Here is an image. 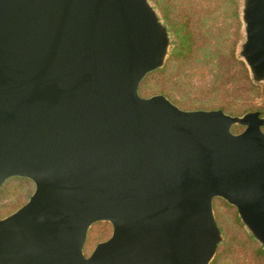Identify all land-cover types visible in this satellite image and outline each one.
<instances>
[{
    "label": "water",
    "instance_id": "water-1",
    "mask_svg": "<svg viewBox=\"0 0 264 264\" xmlns=\"http://www.w3.org/2000/svg\"><path fill=\"white\" fill-rule=\"evenodd\" d=\"M241 18L258 84L264 0H241ZM172 46L150 0H0V188L35 183L0 219V264H210L217 197L264 247L263 112L142 96ZM100 221L112 236L86 256Z\"/></svg>",
    "mask_w": 264,
    "mask_h": 264
},
{
    "label": "rangeland",
    "instance_id": "rangeland-1",
    "mask_svg": "<svg viewBox=\"0 0 264 264\" xmlns=\"http://www.w3.org/2000/svg\"><path fill=\"white\" fill-rule=\"evenodd\" d=\"M150 1L168 24L173 46L164 66L143 79L140 94H164L185 110L222 109L239 116L260 110L264 116V81L255 83L238 56L243 38L241 0ZM173 20L185 22L192 32L194 43L186 56L171 57L178 43ZM244 129L242 125L232 128L235 133ZM6 182L0 188V219L23 206L35 191V183L28 178L12 177ZM214 211L223 239L210 264H264V247L246 229L237 207L217 197ZM112 233L108 221L93 224L85 244L86 256Z\"/></svg>",
    "mask_w": 264,
    "mask_h": 264
},
{
    "label": "trees",
    "instance_id": "trees-1",
    "mask_svg": "<svg viewBox=\"0 0 264 264\" xmlns=\"http://www.w3.org/2000/svg\"><path fill=\"white\" fill-rule=\"evenodd\" d=\"M171 26L174 29L177 39H178V43L176 47L174 48V50L172 51L171 57H175V56L178 57V56H184V55L186 56L193 47L194 40H193L192 32L188 24H186L185 22L181 20H176V21L173 20L171 22Z\"/></svg>",
    "mask_w": 264,
    "mask_h": 264
}]
</instances>
